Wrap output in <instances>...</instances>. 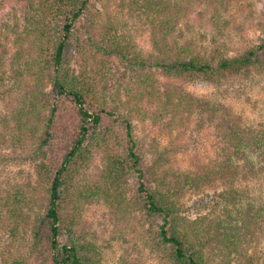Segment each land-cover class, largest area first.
Masks as SVG:
<instances>
[{"label":"trees","instance_id":"trees-1","mask_svg":"<svg viewBox=\"0 0 264 264\" xmlns=\"http://www.w3.org/2000/svg\"><path fill=\"white\" fill-rule=\"evenodd\" d=\"M8 1L0 0V7ZM201 5L208 25L219 26L230 7L251 8L253 1L132 0L130 10L151 26L155 52L142 55L113 21L102 22L94 0H16L14 23L0 24L1 95L11 112L0 117V141L28 153L33 174L0 188V244L21 238L28 254L8 249L1 264H29L33 255L43 264H100L83 221L86 208L100 198L149 223L151 250L164 264H219L220 257L223 264H264V207L228 211L227 218L201 226L189 222L175 201L185 190L217 181L264 178V119L247 122L178 83L264 73V38L234 57L193 49L181 27L191 28L193 10ZM197 16L203 18L202 10ZM116 59L135 86L112 105L106 90ZM153 71L168 79L163 89L149 83ZM153 107L171 121L189 123L194 115L198 130L212 128L216 142L209 161L170 177L160 171L161 155L150 164L135 122H145ZM94 149L103 167L91 179Z\"/></svg>","mask_w":264,"mask_h":264},{"label":"rangeland","instance_id":"rangeland-1","mask_svg":"<svg viewBox=\"0 0 264 264\" xmlns=\"http://www.w3.org/2000/svg\"><path fill=\"white\" fill-rule=\"evenodd\" d=\"M97 9L100 10L102 22L111 20L119 29L120 33L129 40L135 50L142 55L155 52L151 40V26L145 17H138L130 10L132 0H94ZM251 8L235 5L229 8L221 18L219 26H210L207 23L208 15L202 5L194 8L192 25L190 29H181L185 32L187 42L193 44L197 53L211 54L216 50L229 57L243 54L247 49L259 44L264 38V0H252ZM16 0H9L0 7V24L6 19L10 24L12 19L13 5ZM203 6H206L203 4ZM202 7V8H201ZM202 10L203 18H198V11ZM18 22L25 26L23 14L18 13ZM225 17L228 23H225ZM223 28V29H221ZM213 38L216 41H213ZM185 43V41H184ZM72 52L74 48L71 49ZM9 55V54H8ZM14 71L16 65L8 67ZM25 76L24 68L19 67ZM114 75L111 77L110 88L106 91L110 97V103L116 104L119 99L125 100V89H133L135 86L134 76L126 69L124 63L118 59L114 63ZM149 74V83H153L158 89L164 88L168 79L163 78L160 72ZM131 75V76H130ZM26 80L19 83L24 86ZM179 85L185 91L204 98L210 102H220L231 108L236 114L241 115L250 123H258L264 119V73L254 70L248 75H238L227 80H213L205 77L189 78L180 80ZM11 88V87H10ZM3 87H0V117L9 114L7 96L1 95ZM14 91H17L14 88ZM106 94V93H105ZM20 98V96L18 95ZM22 97V95H21ZM18 104H15L16 106ZM122 106L120 109H123ZM14 111V108H12ZM125 112V111H124ZM164 112V111H163ZM170 115L164 113L160 117L157 107L147 115L145 122L136 120V136L142 140L149 163L162 156L161 172L168 176L173 173H189L199 161L208 162L214 154L216 134L212 128L198 130L196 116L191 117L187 123L183 119L171 121ZM107 122V121H106ZM96 134L91 137H95ZM89 148V146H87ZM28 153L16 149L10 143L0 141V188H9L15 182L27 180L33 174V166L26 160ZM91 162L87 175L91 179L97 178L96 174L102 169L100 151L94 149L91 152ZM170 172V175H169ZM129 195V194H128ZM181 209L182 215L189 222L204 226L215 218H227V212L235 209L246 210L249 206L264 207V178H239L233 184L217 181L216 183L201 188L200 190H185L175 200ZM237 202V205H235ZM235 214V212H234ZM83 221L89 232V237L94 244L99 256L100 264H164L162 259L153 253L150 247V225L141 217L127 216L117 207L107 204L104 199H95L83 215ZM10 249L13 255H26V243L21 238L11 241H3L0 244V264L3 252ZM28 255V254H27ZM223 258H217L215 262L222 263ZM29 264H43L36 256L29 260Z\"/></svg>","mask_w":264,"mask_h":264}]
</instances>
